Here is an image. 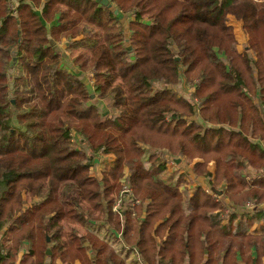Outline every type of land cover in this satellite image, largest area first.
Here are the masks:
<instances>
[{
	"label": "trees",
	"instance_id": "16d2710c",
	"mask_svg": "<svg viewBox=\"0 0 264 264\" xmlns=\"http://www.w3.org/2000/svg\"><path fill=\"white\" fill-rule=\"evenodd\" d=\"M108 1L0 0V264H127L86 226L145 264H264V2ZM183 67L192 101L172 89ZM75 135L114 159L101 179ZM166 155L206 186L179 190ZM125 184L140 204L118 214Z\"/></svg>",
	"mask_w": 264,
	"mask_h": 264
},
{
	"label": "rangeland",
	"instance_id": "374dc122",
	"mask_svg": "<svg viewBox=\"0 0 264 264\" xmlns=\"http://www.w3.org/2000/svg\"><path fill=\"white\" fill-rule=\"evenodd\" d=\"M45 1V0H44ZM262 1V0H259ZM264 2V1H263ZM113 7V6H112ZM10 12H15L16 13V4H10L8 6ZM41 13L44 12L43 10V6L40 8L39 10ZM118 11V10H116ZM120 15V12H119ZM132 16V15H131ZM229 24L231 26L234 27V30L236 32V34H238L239 40H240V45H239V50L242 51V47L246 46V39H247V35L244 31H242L241 33H239L241 31L239 24L237 23V21L233 18V17H229ZM237 27V28H236ZM95 32H97L98 37L100 38L102 36V33L100 30L96 29ZM127 37H130V35L126 34ZM66 47V48H65ZM60 51L62 53V55H64L65 57H67V61L71 62V57L72 56H76L78 51L75 50L74 53H72L71 57L70 56V51L67 49V46H65V44H61L59 45ZM87 50V49H86ZM73 58V57H72ZM132 60V56H125L123 59V62L125 65H128L127 63L129 61ZM70 72L75 73L77 76L83 78V74H81V72L78 69H72V68H68ZM186 68L183 67L182 68V73L184 74L183 78L179 80L178 84L175 87H172V89H174L173 91L175 93H177L178 95H180L182 98L186 99L187 101H192V91H193V86L196 85L198 83V80H194L192 83L188 80L186 74H185ZM87 76V75H86ZM89 80L90 81H84V83L86 85H91L93 87V73H90L89 75ZM91 87V88H92ZM90 94H91V105L92 106H98L100 111L102 113H104V109H103V100H99L98 96H97V90L95 91V88L93 87L92 90H90ZM93 101V102H92ZM109 112V111H108ZM197 118V117H196ZM199 118V117H198ZM80 136H76L75 138H73L74 140V147L81 150L83 152L84 155V164H87L90 169H91V174L93 177L97 178V179H101L103 176V173L106 171V169H108L112 164H114V159L113 158H109L107 157H103L101 155H91L89 153V151H86L84 147H81V141H80ZM152 152H154L153 150H150ZM150 151L146 150V155L144 157V160H147V158L150 156ZM173 156L171 155H166L165 156V164L168 167V171L169 172H176L178 173V175H182L183 176V183L179 186V190L183 191V189H187L192 191V189H195V187L197 185H201L203 187H205V183L203 181L199 182L200 179H197L195 176L192 175L191 169L189 166H184V168H177V161H180L181 164V160L180 159H176V158H171ZM91 159V160H89ZM167 159H172L173 161H175L174 165L171 161H168L167 164ZM193 165V164H191ZM210 170L212 169V167L209 168ZM98 226H94V227H89L86 226L85 229L82 230V232H84V230L88 231L90 229V231H92L94 233V235H96L98 238L99 236L103 237V241H106V237H107V233L105 231H102L101 228H96ZM12 233L11 232H7L6 235H1L0 234V244H4L5 246H12L14 244L13 239H12ZM11 237V238H10ZM124 240V239H123ZM119 242H114V245H112V247L114 248V250L118 253L119 256H121L126 262L127 264H143L141 261V256L139 254L138 249L135 247H129L128 244H125V240L123 241V243L125 244L124 246L128 247V248H135L136 250H128V249H124L125 247L120 243V238L118 239ZM107 242V241H106ZM111 244V243H110ZM124 247V248H123ZM134 251H136L138 253V255H136L134 253ZM92 257V256H91ZM17 264H20L19 262H17ZM77 264H80L79 262H77Z\"/></svg>",
	"mask_w": 264,
	"mask_h": 264
},
{
	"label": "built area",
	"instance_id": "2783aa9c",
	"mask_svg": "<svg viewBox=\"0 0 264 264\" xmlns=\"http://www.w3.org/2000/svg\"><path fill=\"white\" fill-rule=\"evenodd\" d=\"M168 161H171L173 163V165L175 163V161H173L172 159H167V164H168ZM139 204H140V200L134 196V193H133L131 186L129 184H125L123 191L118 195V199H117V201L113 207V212H116L119 214L120 212L123 211V209H124V211H125V209H131V208L134 209ZM133 209H131V210L134 211ZM133 215H135V212H133ZM106 231L109 234H112V231L108 230L107 227H106ZM117 237H118V239L120 238V243L124 246L125 244L123 243L121 236H117ZM124 247L123 248L125 250L126 249L136 250L135 248H128L126 246H124ZM136 251H134V253L136 255H138V253H137L138 251L137 252Z\"/></svg>",
	"mask_w": 264,
	"mask_h": 264
},
{
	"label": "crops",
	"instance_id": "0c3cea01",
	"mask_svg": "<svg viewBox=\"0 0 264 264\" xmlns=\"http://www.w3.org/2000/svg\"><path fill=\"white\" fill-rule=\"evenodd\" d=\"M262 1H264V0H262ZM45 9V5H43V10ZM131 19H133L132 18V16L131 15H127V16H123L122 17V19H121V23L125 26V28L126 29H128V22L131 20ZM238 23V22H237ZM239 24V26H240V29H241V31L239 32V33H241L242 32V26H241V24L240 23H238ZM237 28V27H236ZM236 36H237V40H238V42L240 43V40H239V37H238V34H236ZM247 40V39H246ZM247 42V41H246ZM240 45V44H239ZM239 45H238V48H239ZM66 46V45H65ZM66 48V47H65ZM133 61L131 60V61H129L127 64H131ZM83 80L84 81H90L89 80V76L87 75H84L83 76ZM103 109H104V111L105 112H107L108 111V108H107V105L105 104V103H103ZM184 166L185 165H181L180 166V163H178L177 162V168H184ZM190 167V169H191V172H192V175L193 176H195V174L193 173V167H192V165H190L189 166ZM210 167H214V165L213 164H210L209 165V168ZM196 177V176H195ZM197 178V177H196ZM198 179V178H197ZM201 181H203L204 183H205V185H206V181L205 180H202V179H200L199 180V182H201ZM91 228V227H90ZM96 228H98V227H96ZM99 228H101V227H99ZM102 229V231H105L106 233H107V237H106V243L108 244V245H110L111 247H112V245H114V242H119L118 241V237H117V235L115 236V235H113L114 233L112 232V234H109L107 231H106V229L105 228H101ZM256 228L254 227L253 228V230H255ZM253 230H251V231H249V232H252ZM89 232H91L92 234H94L92 231H90V229L88 230ZM256 232V231H255ZM257 232H258V234H260V227H258L257 228ZM254 233V232H253ZM96 236V235H95ZM99 239L100 240H102L103 241V237L102 236H99ZM111 243V244H110ZM2 244V243H1ZM3 245V244H2ZM86 245V244H85ZM142 261V260H141ZM142 263L143 264H145L143 261H142Z\"/></svg>",
	"mask_w": 264,
	"mask_h": 264
},
{
	"label": "water",
	"instance_id": "95a60500",
	"mask_svg": "<svg viewBox=\"0 0 264 264\" xmlns=\"http://www.w3.org/2000/svg\"><path fill=\"white\" fill-rule=\"evenodd\" d=\"M98 3H101V5L103 6H108L109 5V8H111L112 6L109 4V1L108 0H97ZM115 15H119V11H115ZM92 99V98H91ZM93 102V101H92ZM178 163H180V161H177ZM48 254H51L50 251L48 250L47 251Z\"/></svg>",
	"mask_w": 264,
	"mask_h": 264
}]
</instances>
